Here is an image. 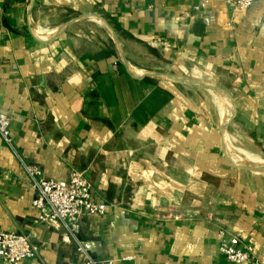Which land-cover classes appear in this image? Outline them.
I'll return each instance as SVG.
<instances>
[{"label": "crops", "instance_id": "crops-1", "mask_svg": "<svg viewBox=\"0 0 264 264\" xmlns=\"http://www.w3.org/2000/svg\"><path fill=\"white\" fill-rule=\"evenodd\" d=\"M0 0V230L35 248L16 264H81L38 219L24 165L82 173L101 216L78 237L110 264H264V0ZM167 74L218 87L206 89ZM0 264L1 261H0Z\"/></svg>", "mask_w": 264, "mask_h": 264}, {"label": "built area", "instance_id": "built-area-1", "mask_svg": "<svg viewBox=\"0 0 264 264\" xmlns=\"http://www.w3.org/2000/svg\"><path fill=\"white\" fill-rule=\"evenodd\" d=\"M210 0H196L191 9L201 12ZM254 0H226L231 16L248 9ZM10 117L0 112V136L11 148L12 141L9 131ZM26 176L35 189L32 205L38 209V219L47 224H55L64 235L72 241L76 256L81 264H110L107 259H96L91 255V243L80 239L78 233L84 217L101 216L107 205L98 202L94 197L91 183L81 172L70 169L67 181L60 184L55 179H45L37 166L24 165ZM218 249L224 258L235 264L256 263L253 248L235 235L227 236L219 232ZM35 248L28 237L21 233L0 230V261L2 264H16L32 257Z\"/></svg>", "mask_w": 264, "mask_h": 264}, {"label": "water", "instance_id": "water-1", "mask_svg": "<svg viewBox=\"0 0 264 264\" xmlns=\"http://www.w3.org/2000/svg\"><path fill=\"white\" fill-rule=\"evenodd\" d=\"M159 75L162 76V77L168 78V79H172V80L188 83L190 85L192 84V85H196V86L203 87V88H206V89H211V90H216V91L223 92L218 87H216L214 85L207 84V83H201V82H198V81H195V80L185 79V78L172 76V75H167V74H159Z\"/></svg>", "mask_w": 264, "mask_h": 264}]
</instances>
